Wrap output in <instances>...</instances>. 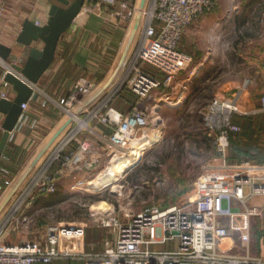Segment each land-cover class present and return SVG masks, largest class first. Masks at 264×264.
Here are the masks:
<instances>
[{
	"label": "built area",
	"instance_id": "1",
	"mask_svg": "<svg viewBox=\"0 0 264 264\" xmlns=\"http://www.w3.org/2000/svg\"><path fill=\"white\" fill-rule=\"evenodd\" d=\"M103 1L115 7L110 16L114 25L127 28L136 15L139 17L135 47L102 92L96 93V79L81 75L53 101L61 125L49 139L66 121L67 125L25 175L26 170L21 177L17 173L12 179L0 166V264L61 260L81 264H264L261 256L225 252L223 246L229 233L221 221L223 216L249 218L262 211L259 206H249V202L264 197V146L259 163L249 159L228 163L227 158L230 135L241 131L234 116L264 113V93L259 107L249 112L238 103L224 104L213 99L205 109L204 123L214 133L217 154L204 171L214 174V182L203 185L190 200L167 208L151 205L137 213L120 210L116 215L114 209L101 213L100 225L111 231L101 251L87 249L83 244L86 228L75 223L49 225L39 241L6 240L32 221L30 212L37 196L54 193L60 180L77 174L90 178L115 158L129 154L135 142L139 141L141 147L147 143L149 136L144 138L142 134L161 127V107H178L182 100L181 95L174 94L178 85L173 87V83L191 63V57L178 48L184 29L216 6V0H146L142 8L136 7V0ZM4 11L2 2L0 22ZM10 63L20 65L22 59L6 62L0 58L5 72L12 70ZM144 64L157 69L161 77L146 72ZM189 81L178 80L185 86ZM10 89L3 81L0 98H8ZM124 91L135 97L125 102L130 103L125 111L115 106ZM90 97L94 99L88 105ZM39 103L44 107L47 101L44 98ZM27 104L28 101L21 104L20 118L26 116ZM29 143L38 146L35 138H30ZM233 203L240 204L243 210L237 211Z\"/></svg>",
	"mask_w": 264,
	"mask_h": 264
},
{
	"label": "rangeland",
	"instance_id": "2",
	"mask_svg": "<svg viewBox=\"0 0 264 264\" xmlns=\"http://www.w3.org/2000/svg\"><path fill=\"white\" fill-rule=\"evenodd\" d=\"M238 20L264 22V0H216L211 12L194 19L184 29L179 42L180 50L191 57V63L177 79L189 74L201 62L208 48L212 49V66L201 70L190 89L178 80L173 83V87L178 85L174 94L179 91L182 100L178 107H161V127L152 131L154 134L142 145L135 159L101 184L87 185L88 180L95 178L98 173H92L91 178L77 174L67 180H60L54 193L38 196L41 198L36 200L30 212L32 221L20 228L17 234H10L7 240L23 238L39 241L49 225L59 223H75L84 225L88 231L98 230L101 227V213H108L111 209L116 215L121 213L120 210L137 213L151 205L167 208L190 200L203 185L213 183L214 174L204 171V166L217 154L215 136L205 126L204 113L216 98V89L212 84H206L207 88L202 90L201 87L205 75L210 73L209 69L214 71L212 78L216 77L222 82L234 80L229 73L235 70L234 62L240 60L233 50V44L241 35L236 27ZM248 27L241 30L243 35L251 33ZM136 38L137 32L128 54L135 47ZM194 86L201 91L193 94ZM160 98L164 100V97ZM244 117L248 118L249 114ZM254 118L258 124L259 118ZM257 128L252 136L262 138V148L264 129L257 131ZM23 172L19 173L20 177ZM233 206L237 211L243 210L238 203H233ZM249 206L264 207V197L253 198ZM261 210L258 215L249 218H241L237 214L221 218L229 233L223 246L225 252L245 254L250 249H256L257 242L263 237L260 230L264 232V211L263 208Z\"/></svg>",
	"mask_w": 264,
	"mask_h": 264
},
{
	"label": "crops",
	"instance_id": "3",
	"mask_svg": "<svg viewBox=\"0 0 264 264\" xmlns=\"http://www.w3.org/2000/svg\"><path fill=\"white\" fill-rule=\"evenodd\" d=\"M2 2L5 11L0 22V43L11 49L10 61L22 59L23 62L28 50L15 41L21 23L26 17L37 21L39 25L45 23L49 3L47 0H0V4ZM96 3L100 5H95ZM92 4L93 7H89ZM140 4L141 0H136V7L140 8ZM114 9V6L108 5L103 0H85L76 18L75 27L69 33L61 36L53 62L41 76L39 82L33 85V92L27 104L26 116L20 118L10 132L0 156V166L7 170V175L10 178L14 179L17 173L29 168L36 159L34 156L40 153L39 149L43 150L46 146L44 144L50 135L61 125L53 101L64 95L81 75H88L96 79L98 83L96 93L102 92L117 72V69L123 65L132 53L133 50L128 54L137 32V30L133 32L137 15L130 26L125 28L121 25H114L110 17ZM138 24L137 26L140 27V21H138ZM248 26L251 28V33L247 34L246 32L243 35L241 30ZM236 27L241 35L233 44L235 47L234 52L240 57V60L234 62V65L236 64L235 70L229 73L234 80L222 82L221 79L212 78L211 74H214V71L209 69L210 73L208 72L209 74L205 75L201 90L207 88L206 84L215 85V97L220 102L224 104L238 103L249 112L259 107L260 96L264 93V22L238 20ZM211 58L212 49L208 48V52L203 56L201 62H198L199 64L194 66L189 74L178 78V80L185 81L189 79V85L187 86L190 89L191 86L193 87L194 81L196 82L195 79L198 78L201 70L212 66ZM122 59V64L119 66ZM198 66H200V69L194 73L195 68ZM4 73V69L0 66V90L4 81ZM196 90L194 86L193 94L198 92ZM13 96L12 90H8V99ZM44 98L47 103L44 107H41L39 102ZM93 99V97L89 98L88 105L91 104ZM115 105L125 111L129 103L123 102V99L120 98ZM240 117L242 116H235L234 121H240ZM254 117L259 118V122L255 127L250 128L249 133H252V135L257 127V131L258 129H264V113L257 116L251 115L253 120ZM3 119L4 115L0 113V137L3 133L1 127ZM30 138H35L38 146L30 145ZM46 150L45 148L43 153ZM255 157L257 158L255 162L259 163L260 154L257 153ZM235 158L237 156L234 145H231L229 158H227L228 163H239L244 159L243 156L239 160H235ZM262 208L264 211V207ZM101 227L98 230H86L83 244L89 251H101L104 240L111 238L110 229ZM260 232H262L260 234L263 237L257 242L256 249L246 251L251 256L264 257V232L262 230ZM7 241L16 243L31 241V239L10 240L9 238ZM75 263L81 264L80 262L67 260L53 261L48 264Z\"/></svg>",
	"mask_w": 264,
	"mask_h": 264
},
{
	"label": "water",
	"instance_id": "4",
	"mask_svg": "<svg viewBox=\"0 0 264 264\" xmlns=\"http://www.w3.org/2000/svg\"><path fill=\"white\" fill-rule=\"evenodd\" d=\"M49 3L45 23L36 24L33 19H23L20 31L16 36V43L27 48V54L22 64L10 63L12 70L4 73L3 80L10 85L14 96L11 99L0 98V113L4 115L1 127L3 133L0 137V156L8 140L10 132L16 126L21 115V104L26 103L32 92L33 85L37 84L41 76L54 60L58 42L62 35L69 33L76 25L85 0H47ZM145 0H141L140 8ZM139 17L134 25L135 32ZM11 49L0 43V58L10 61ZM120 61L119 66L122 64ZM119 69V68H118ZM117 69V71H118ZM66 121L48 140L46 146L37 155L28 170L38 160L44 149L55 139L59 132L67 125ZM147 140V139H146ZM23 175V177H24ZM22 177V178H23ZM21 178V179H22Z\"/></svg>",
	"mask_w": 264,
	"mask_h": 264
},
{
	"label": "trees",
	"instance_id": "5",
	"mask_svg": "<svg viewBox=\"0 0 264 264\" xmlns=\"http://www.w3.org/2000/svg\"><path fill=\"white\" fill-rule=\"evenodd\" d=\"M178 48H180V47L178 46ZM147 65L148 64L143 65L144 70L146 72H148L150 74H152L153 72H156L155 74L157 76L161 77V74L159 73V71L157 69H153V68H151L150 65H148V66ZM151 69H153V70H151ZM195 80L197 81V78ZM196 89L198 90L197 87H196ZM120 98H122L125 102H131V100L135 99V97L132 94H130L128 91H124L122 93V95L120 96ZM121 102H122V100H121ZM115 106H117V105H115ZM257 115L258 114H256L255 116H257ZM234 118H235V116H234ZM240 118H241L240 121L236 120L234 122L240 126L241 131L239 133H232L230 135V146L234 145V150H235L236 156H237V158H235V159H240L242 156H243V158L249 157L248 159H250V158L252 159V160H250L251 162L256 163L255 161L257 160V158L255 157V155L257 153H258V155L260 154V150H261L260 145H261L262 138L259 139L258 137H255V138L252 137V133L250 134L249 131H250L251 127L256 126L257 121H255V119L253 120L250 115L248 118H246L244 116L240 117ZM229 150H230V147H229ZM228 158H229V154H228ZM260 161H261V159H260ZM231 163H234V162H231ZM236 163H238V162H236ZM18 177H19V174H18ZM39 196L42 197L43 195H39ZM38 198L39 197L37 196L36 200Z\"/></svg>",
	"mask_w": 264,
	"mask_h": 264
},
{
	"label": "bare ground",
	"instance_id": "6",
	"mask_svg": "<svg viewBox=\"0 0 264 264\" xmlns=\"http://www.w3.org/2000/svg\"><path fill=\"white\" fill-rule=\"evenodd\" d=\"M200 68V66H198ZM195 68V71H197L199 68ZM177 91V90H176ZM178 93L180 94V92L178 91ZM178 95V94H177ZM161 99V98H160ZM164 101V100H163ZM157 129H150L145 131L142 135L145 137L151 136L154 133L152 131H155ZM141 149V145L140 142H135L133 145V149H131V151L129 152V154H126L123 156H121L120 158H115L114 161L111 162V164L104 170H102L99 174H97L95 176V178L93 179H89L87 182V185H93L95 184H101L102 182L109 180L110 177H112V175L118 171L122 166H124L126 163H128L129 161L135 159V157L137 156V154L139 153V150ZM91 178V177H90Z\"/></svg>",
	"mask_w": 264,
	"mask_h": 264
}]
</instances>
